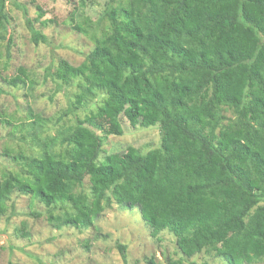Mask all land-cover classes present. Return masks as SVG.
I'll use <instances>...</instances> for the list:
<instances>
[{
    "label": "trees",
    "instance_id": "trees-1",
    "mask_svg": "<svg viewBox=\"0 0 264 264\" xmlns=\"http://www.w3.org/2000/svg\"><path fill=\"white\" fill-rule=\"evenodd\" d=\"M7 2L26 16L0 0V59L12 43ZM26 22L34 43L46 41ZM72 28L92 29V48L46 70L57 90L76 85L57 117L68 119L54 134L39 113L15 126L29 145L5 152L17 168L0 176V215L18 192L41 202L54 228H83L113 198L139 209L151 237L173 235L184 257L166 264H199L184 261L201 252L264 264V0H108L94 23ZM6 82L34 85L23 67ZM120 116L157 124L158 145L104 151L123 133Z\"/></svg>",
    "mask_w": 264,
    "mask_h": 264
},
{
    "label": "rangeland",
    "instance_id": "rangeland-1",
    "mask_svg": "<svg viewBox=\"0 0 264 264\" xmlns=\"http://www.w3.org/2000/svg\"><path fill=\"white\" fill-rule=\"evenodd\" d=\"M107 1L17 0L25 8L26 16L15 4L6 3L8 25L5 39L11 37L12 43L7 55L6 41L1 46L0 176L6 170L17 168L5 152L14 153L28 148L30 137L15 128L19 121H33V118H28L29 114L39 113L45 119L42 132L54 134L58 126L68 119L64 116L60 122L57 121L67 106L69 96L76 91V85L72 83L57 90L46 70L53 69L60 59L74 65L83 60L93 46L92 29L87 28L88 34H84L73 30L72 23L82 22L86 16L94 23ZM26 18L34 29L46 36V41L33 42ZM19 67H23L27 77L34 81L31 90L28 82L18 86H10L6 82ZM120 122L123 133L108 135L102 145L104 151H122L129 144L145 152L158 145L160 134L157 124L132 127L124 116H120ZM30 146L33 145L30 143ZM84 184L87 191V178ZM7 204L5 214L0 215V264H147L148 259L156 264H166L167 258L184 257L172 234L164 231L157 238L151 237L139 209L121 207L113 198L105 204L93 225L83 228H54L46 220V207L28 195L14 192ZM119 246L125 247V259ZM187 261L226 264L221 258L206 252L184 262Z\"/></svg>",
    "mask_w": 264,
    "mask_h": 264
}]
</instances>
